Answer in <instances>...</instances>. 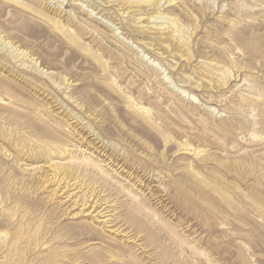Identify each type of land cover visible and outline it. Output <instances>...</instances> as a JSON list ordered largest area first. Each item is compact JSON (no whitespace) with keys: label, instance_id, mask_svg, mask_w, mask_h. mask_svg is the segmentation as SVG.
Returning a JSON list of instances; mask_svg holds the SVG:
<instances>
[{"label":"rangeland","instance_id":"374dc122","mask_svg":"<svg viewBox=\"0 0 264 264\" xmlns=\"http://www.w3.org/2000/svg\"><path fill=\"white\" fill-rule=\"evenodd\" d=\"M0 264H264V0H0Z\"/></svg>","mask_w":264,"mask_h":264},{"label":"bare ground","instance_id":"6f19581e","mask_svg":"<svg viewBox=\"0 0 264 264\" xmlns=\"http://www.w3.org/2000/svg\"><path fill=\"white\" fill-rule=\"evenodd\" d=\"M19 51V50H18ZM117 160V159H116Z\"/></svg>","mask_w":264,"mask_h":264}]
</instances>
